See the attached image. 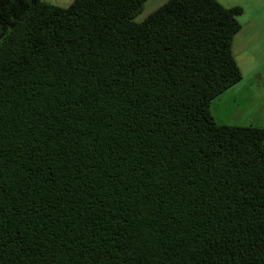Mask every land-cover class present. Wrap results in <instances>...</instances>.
<instances>
[{
    "label": "trees",
    "instance_id": "obj_1",
    "mask_svg": "<svg viewBox=\"0 0 264 264\" xmlns=\"http://www.w3.org/2000/svg\"><path fill=\"white\" fill-rule=\"evenodd\" d=\"M0 0V264H264V128L215 121L240 7Z\"/></svg>",
    "mask_w": 264,
    "mask_h": 264
},
{
    "label": "rangeland",
    "instance_id": "obj_2",
    "mask_svg": "<svg viewBox=\"0 0 264 264\" xmlns=\"http://www.w3.org/2000/svg\"><path fill=\"white\" fill-rule=\"evenodd\" d=\"M43 1L65 8L72 0ZM166 1L148 0L143 11L133 21L135 23L142 22ZM245 8L247 7L245 6ZM251 55H253V60L248 63L254 69L247 68L244 62H240L241 59L238 60L243 77L242 84L233 86L212 102L213 109H217L218 117L225 121L223 125L264 128V43L259 44L258 51Z\"/></svg>",
    "mask_w": 264,
    "mask_h": 264
},
{
    "label": "crops",
    "instance_id": "obj_3",
    "mask_svg": "<svg viewBox=\"0 0 264 264\" xmlns=\"http://www.w3.org/2000/svg\"><path fill=\"white\" fill-rule=\"evenodd\" d=\"M216 1L225 8H242L243 14L238 18L241 29L233 38L232 53L238 67V60L241 59L240 62H244V65L247 68L254 69L249 66L248 62L253 60V55H251V53L258 51V45L264 43V0ZM245 6L247 8H245ZM242 81L243 77L242 80L235 86L242 84ZM211 111L216 122L219 124H223L225 122L223 118L218 117L217 109H213V104L211 105Z\"/></svg>",
    "mask_w": 264,
    "mask_h": 264
}]
</instances>
